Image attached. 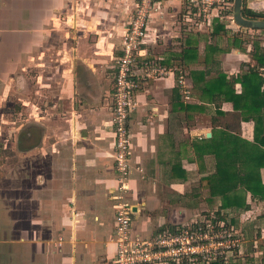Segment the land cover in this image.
Returning a JSON list of instances; mask_svg holds the SVG:
<instances>
[{"label":"crops","instance_id":"crops-1","mask_svg":"<svg viewBox=\"0 0 264 264\" xmlns=\"http://www.w3.org/2000/svg\"><path fill=\"white\" fill-rule=\"evenodd\" d=\"M132 4L133 0H0V53L3 60L18 61L21 90L30 88L24 87L23 80L33 66L37 71L49 64L52 69L45 71L51 79L58 78V86H47L49 91L39 87V93L51 91L53 95L47 97L48 104L44 94L40 97L35 132L26 130L22 136L26 145L20 148V157L25 160L20 166L24 178L20 195L0 203V216L5 219L0 222V264L113 263L114 197L119 181L111 123L112 92L114 66L122 45L117 30L123 28L111 24H120L125 11L128 13L125 5L131 12ZM170 6L174 15L180 4L165 3L153 13L141 59L184 70L192 100L184 101L177 72L145 79L135 94L137 107L130 116V190L125 195L135 212L132 233L150 237L198 216L219 213L218 218L256 244L264 236V198H253L238 183L236 193L249 207L225 209L224 197L213 195L204 185L217 171L215 145L208 140L227 131L254 142L255 123L240 122L233 104L223 96L216 101L203 98L199 73L212 65L199 61V39L187 37L183 40L186 47L176 54L155 52L160 37L169 39L164 31H173L171 23L163 22L169 17ZM175 23L181 26L180 21ZM178 26L173 33L181 39ZM92 28L98 33L95 39ZM189 40L197 43L196 58L190 62L184 56ZM151 53L156 56L151 57ZM241 57L240 52L232 51L225 54L223 62L215 58L218 65L206 81L217 78L220 71L230 79L248 72L249 63L255 61L250 57L242 63ZM34 60L41 63L34 65ZM245 61L247 68L240 71ZM235 89L239 94L241 85L236 84ZM29 104L23 101V105ZM260 175L264 186V168ZM3 195L0 193V199ZM9 203L15 216H9ZM12 220L13 231L6 224ZM258 252L263 256L264 248ZM241 254L242 250L239 257ZM262 259L257 264H262Z\"/></svg>","mask_w":264,"mask_h":264},{"label":"built area","instance_id":"built-area-1","mask_svg":"<svg viewBox=\"0 0 264 264\" xmlns=\"http://www.w3.org/2000/svg\"><path fill=\"white\" fill-rule=\"evenodd\" d=\"M173 2L180 4L183 16L199 28L210 29L215 21L233 20L234 0H133L122 36L121 55L114 66L112 92L111 123L119 181L118 194L114 197L113 264H231L246 242L240 231L218 218L216 213L198 216L192 222L166 228L150 237L132 233L135 212L125 195L130 190V116L137 107L135 94L145 79L177 72V83L184 101L192 100L184 70L141 59L153 13L165 3Z\"/></svg>","mask_w":264,"mask_h":264},{"label":"rangeland","instance_id":"rangeland-1","mask_svg":"<svg viewBox=\"0 0 264 264\" xmlns=\"http://www.w3.org/2000/svg\"><path fill=\"white\" fill-rule=\"evenodd\" d=\"M175 6V5H174ZM243 7L249 8L253 10L254 12L264 14V0H244V5ZM126 10L125 11V17L122 18V24L118 23H112L111 25L120 27L122 30H117L121 32V38H122V32L124 31V27L126 26L128 21V16L130 14L128 5H125ZM169 17H165L163 20L164 24L165 22L171 23V27L173 28V31L168 30L167 32L164 31V33L167 34L169 39H164V37H160L158 40L157 46L159 48H155V52L157 54L160 53H167V54H176L180 48L186 47L184 45L183 40L188 38H195L196 40L199 39V61L202 62L204 59V50L205 46L207 45H212L215 46L218 44V46L221 47V49L229 48L231 49L228 53H231L232 51L235 52H240L242 54L241 60H249L250 57L252 58L251 52L253 49L254 45H259L262 48H264V31L263 30H250V29H244L239 27L234 20L232 19H226L223 21V23L226 26L227 33L221 35L220 37H213L211 36V31L212 28L208 29L207 27H201L199 28L198 25H195L193 22L188 21L186 17L183 16L181 13L180 9L181 6L178 7V11L176 14L172 15L171 11L173 12V7H169ZM179 12V13H178ZM78 11L75 13L77 14ZM82 13V12H81ZM179 14V15H178ZM116 16V14H114ZM180 17V20H179ZM177 21L181 22V26L179 27L177 25ZM92 26H94L92 24ZM123 26V27H121ZM178 26L180 29L179 32L182 35L181 39L180 37H175L174 35V30ZM116 31V30H115ZM159 31V30H158ZM120 32L117 34V37H119ZM96 29L92 28L91 30V37L95 39L97 37ZM179 36V35H178ZM234 37H237L241 41H243V48L244 51H240L239 49H233L231 48L232 46V40ZM3 47L0 46V50H2ZM151 52H153V49H151ZM250 52V53H249ZM225 54L223 52H218L215 54L214 58L218 59L217 61L220 60V62H223V57L225 59ZM247 56H244V55ZM224 55V56H223ZM239 55V54H238ZM237 53L235 56H237ZM52 56L55 58V53H52ZM147 56V55H146ZM149 56V55H148ZM154 56L151 53V57L154 58ZM159 56V55H157ZM236 57V58H237ZM173 57H171L172 59ZM4 59V55H1L0 53V193L4 194L3 199L7 198L6 200L0 199V203L5 204V202H10L9 199L15 194V196L20 195V185L21 182L23 181V177H21L20 174V166L22 165L25 160L20 157V148L23 145H26V143L22 144V136L26 130L35 132V127H36V119L39 118L37 110V103L40 99V97L43 96L44 94V101L47 100V97H51L53 93L50 92H44V93H39V87L44 86L45 90L47 86L49 85H55L58 86V78L51 79V77L48 75V72L45 70H50L52 69L51 66L48 64L47 68H39L37 71L34 69V66L32 67L31 71L25 72V81L23 80V85L24 87L26 85L30 86L28 88V91L26 90H21L20 84H18V78H21V73H20V68L17 62L13 61L8 62ZM174 59V58H173ZM41 63V61H36L34 60V65L36 63ZM246 62L244 64H240V71L246 70L247 65ZM252 62V61H251ZM57 63L60 64L59 61ZM243 63V62H242ZM10 64V65H9ZM173 66L175 63H171ZM250 65L248 66L249 68L253 67L255 65L249 63ZM7 65V68L5 67ZM8 65L12 67L8 68ZM63 66H65L63 64ZM200 66V65H199ZM205 68L204 65L201 64ZM66 68V67H65ZM208 68V67H207ZM227 71H231L229 68H227ZM187 72H189L188 69H186ZM236 73L237 70H233V73ZM240 74V73H239ZM24 78V77H22ZM38 78V79H37ZM213 77L207 78L212 79ZM28 82H30L28 84ZM40 82V83H39ZM204 83L201 85L203 86ZM34 86H38L35 87ZM58 88V87H56ZM56 90V89H55ZM37 91V92H36ZM49 91V90H48ZM56 95V94H55ZM54 95V97H56ZM42 100V98H41ZM23 101L28 102L29 105H23ZM46 104H48V100L45 101ZM227 120L232 121V117H229ZM35 134L33 133V136ZM25 141V140H24ZM20 143L22 145H20ZM29 143V142H28ZM16 190V191H15ZM9 209L11 212H9V216H15V212H13L12 208L10 207V203L8 204ZM18 207V206H17ZM4 208V207H2ZM1 208V209H2ZM6 208V207H5ZM14 208V206H13ZM264 211V210H263ZM8 214V213H7ZM13 219V218H12ZM5 219L3 216H0V222H4ZM14 220L11 221V223H8L6 221V224L10 225V228L12 231L14 230ZM253 239L256 240V237H252ZM259 239V238H258ZM249 239L246 238L245 236V243L243 245L242 254L238 258H235V263L236 264H250L255 262L256 264L260 262L262 259V253L258 252L261 247L264 248V236L260 238V240H256V244L252 243L251 240L250 242L248 241ZM256 246V249L254 248ZM234 263V264H235ZM110 264V263H108ZM113 264V263H112Z\"/></svg>","mask_w":264,"mask_h":264},{"label":"trees","instance_id":"trees-1","mask_svg":"<svg viewBox=\"0 0 264 264\" xmlns=\"http://www.w3.org/2000/svg\"><path fill=\"white\" fill-rule=\"evenodd\" d=\"M244 5V4H243ZM243 16L248 19H264V14L254 12L243 7ZM227 33L226 26L215 21L211 36L220 37ZM243 41L234 37L233 49L244 51ZM197 43L189 40L186 54L187 61H193L197 54ZM193 46V48H192ZM231 49H221L218 44L207 45L204 51V61L212 65L209 70L199 73V84L204 83L202 88L203 98L207 101H216L224 97L227 102L233 104L235 113H238L239 121H253L255 123L254 142L236 138L227 131H221L209 139V144L215 145L214 154L217 158L216 174L204 180V185L210 188L213 195L218 193L224 197L223 208H244L243 197L236 193L237 184L244 187L245 192H250L253 198H264V186L262 185L260 170L264 168V48L254 45L251 56L255 65L248 72L231 79L223 72H217V78L206 81L218 63L215 54L218 52L228 53ZM241 85L238 94L235 85ZM222 114V112H220ZM219 135V136H218ZM208 145V146H211ZM240 163V164H238ZM207 183V184H206ZM235 193L232 196V193ZM218 216H221L217 213ZM235 259L232 261V263ZM231 263V264H232ZM262 264H264V252Z\"/></svg>","mask_w":264,"mask_h":264},{"label":"water","instance_id":"water-1","mask_svg":"<svg viewBox=\"0 0 264 264\" xmlns=\"http://www.w3.org/2000/svg\"><path fill=\"white\" fill-rule=\"evenodd\" d=\"M244 0H234L233 5V20L235 24L244 29L263 30L264 19H248L243 16Z\"/></svg>","mask_w":264,"mask_h":264},{"label":"flooded vegetation","instance_id":"flooded-vegetation-1","mask_svg":"<svg viewBox=\"0 0 264 264\" xmlns=\"http://www.w3.org/2000/svg\"><path fill=\"white\" fill-rule=\"evenodd\" d=\"M22 139H23V138H22ZM23 143H26V142H25L24 140H22V144H23ZM20 145H21V143H20Z\"/></svg>","mask_w":264,"mask_h":264}]
</instances>
